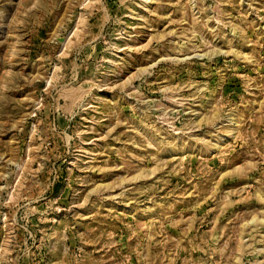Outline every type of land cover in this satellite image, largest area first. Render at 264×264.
Wrapping results in <instances>:
<instances>
[{
  "label": "rangeland",
  "instance_id": "obj_1",
  "mask_svg": "<svg viewBox=\"0 0 264 264\" xmlns=\"http://www.w3.org/2000/svg\"><path fill=\"white\" fill-rule=\"evenodd\" d=\"M0 264H264V0H0Z\"/></svg>",
  "mask_w": 264,
  "mask_h": 264
}]
</instances>
